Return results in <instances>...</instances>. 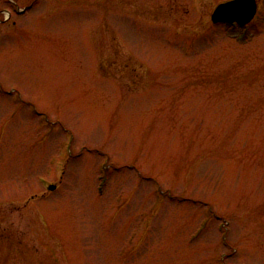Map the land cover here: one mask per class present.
Listing matches in <instances>:
<instances>
[{"label":"rangeland","instance_id":"rangeland-1","mask_svg":"<svg viewBox=\"0 0 264 264\" xmlns=\"http://www.w3.org/2000/svg\"><path fill=\"white\" fill-rule=\"evenodd\" d=\"M189 3L0 23V264H264V6L240 41Z\"/></svg>","mask_w":264,"mask_h":264},{"label":"flooded vegetation","instance_id":"flooded-vegetation-1","mask_svg":"<svg viewBox=\"0 0 264 264\" xmlns=\"http://www.w3.org/2000/svg\"><path fill=\"white\" fill-rule=\"evenodd\" d=\"M8 5L10 6H5L3 0H0V23H8V28L6 30L12 32V34L19 30L22 25L19 24L18 20L15 19V16L18 18L21 17H34L37 14H39L36 9H39L40 5L48 7V11L43 13L45 15L46 13H49L51 11L52 5L50 3L53 0H4ZM229 0H220L216 4H214L211 7V3H214L210 1L208 6H204L202 9L197 5L198 1L197 0H190V8L186 10L187 13H192L194 17L196 18L198 15V11L200 10L203 13V18L205 19L209 24H211L212 27H210L207 31H205L202 35L194 33L195 39L201 37V36H207L208 32L210 33L211 30L213 29V25L217 26L219 25L220 28L225 29L228 33L232 35H235L236 39H239L240 41H244L247 39L248 36H250V31H251V26L255 23V20L257 19L262 7L264 6V0H243L247 6L243 7V10H250L252 7H256V12L255 16L250 22L247 23H241L238 21L230 22V21H220V22H214L212 18V14L216 7L223 2H226ZM193 3H196L193 5ZM182 7L178 6L177 10H180ZM37 12V13H35ZM6 13H9V16L7 17ZM193 17V19H194ZM198 18L197 17L195 20H193V23H196L195 25H198ZM206 22V23H207ZM8 31V32H9ZM180 35H184L182 31H180ZM190 35V34H189Z\"/></svg>","mask_w":264,"mask_h":264},{"label":"water","instance_id":"water-1","mask_svg":"<svg viewBox=\"0 0 264 264\" xmlns=\"http://www.w3.org/2000/svg\"><path fill=\"white\" fill-rule=\"evenodd\" d=\"M247 6L243 0H230L218 5L213 13V20H228L239 21L241 23L249 22L255 15L256 7H252L250 10H243V7ZM53 185L52 188H55Z\"/></svg>","mask_w":264,"mask_h":264}]
</instances>
